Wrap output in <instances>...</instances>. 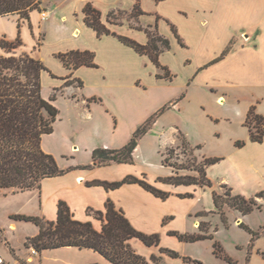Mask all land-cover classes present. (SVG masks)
Returning a JSON list of instances; mask_svg holds the SVG:
<instances>
[{"label": "crops", "instance_id": "1", "mask_svg": "<svg viewBox=\"0 0 264 264\" xmlns=\"http://www.w3.org/2000/svg\"><path fill=\"white\" fill-rule=\"evenodd\" d=\"M88 1L91 0H84L81 7L84 8ZM232 1L241 9L250 7L251 18L243 20L237 16L225 17L222 25L223 38L227 41L230 36L240 31L243 35V31L247 29H250L254 36H247L250 37L247 42L252 43L251 46L240 44L233 53L237 54L240 50L239 53H244V59L246 56L250 57L246 63L239 64L243 73H240V79L237 81L241 84L264 86V0ZM43 14L46 15V19H43ZM43 14L40 13L43 21L49 22L54 17L53 9H45ZM14 16L19 18L17 15L6 18ZM82 16L83 22L75 31L81 32L83 27L97 34L85 25L83 10ZM99 41L102 43L101 48L81 44L61 50V53L69 52L70 49L95 52L96 68L82 66L70 70L58 59L60 65L55 66L54 70L48 68L50 73L45 72L42 75L43 83L45 75L52 78L47 89L42 87V96L45 99L52 97L55 89H61L54 101L60 113L53 125V132L43 137L42 148L56 158L62 169L94 165L93 152L96 149L124 147L136 130L154 114L166 106L181 110L187 99L183 93L179 100H174L178 95L171 91L173 87L169 82L172 81L157 77L160 75L159 68L148 56L138 54L114 36H105ZM147 42L146 35V40L142 44L145 45ZM150 75L154 77L151 78ZM68 82L72 84L68 85ZM78 82H82V87ZM221 99L222 97L218 101ZM263 101V97L256 96L255 101L251 103V107L256 105L254 107L257 113L262 116ZM149 134L150 132L139 141L132 164L78 168L63 176L43 180L40 190L30 191L35 192L32 193L31 204L38 208L36 215L51 222L56 221L58 204L63 201L70 207L76 220L91 221L95 229L101 231L102 222L95 217V212H106V202L111 200L138 231L160 234V247L174 250L184 257L181 251L182 244L186 242H181L176 236L170 235V232L194 235L193 232L201 224L199 217L207 210L197 209V206L206 189L210 190L213 200V191L212 188L203 189L197 185L175 186L164 183L159 179L170 175L152 177L148 170H137L135 160ZM176 134L173 128L160 134L171 142L167 148L180 144L179 136L176 137ZM244 141V147L235 148L230 154L220 157L221 161L207 167L206 172L212 182L224 181L236 194L249 196L264 190V142H252L250 133ZM187 143L192 148L199 147V143L195 147ZM219 167L222 168L218 170ZM127 176L140 179L146 177L145 180L149 184L168 193L169 197L166 199L156 197L139 184H125L114 190H107L102 185H90L96 181L117 182ZM7 191L13 193L11 190ZM213 209H216L214 200ZM17 223L12 220L8 229H5L8 236L17 229ZM132 246L138 254L147 259L152 255H160V247H148L139 240H133ZM263 251L264 249L258 248L257 255L252 254L250 264H264V258L259 254ZM20 257L32 260L30 264H111L93 250L76 247L44 250L41 253L31 248ZM1 258L3 264H20L12 255L11 258ZM163 258L166 264H180L182 260L167 255H163Z\"/></svg>", "mask_w": 264, "mask_h": 264}, {"label": "rangeland", "instance_id": "2", "mask_svg": "<svg viewBox=\"0 0 264 264\" xmlns=\"http://www.w3.org/2000/svg\"><path fill=\"white\" fill-rule=\"evenodd\" d=\"M83 2L84 0H43L42 10L54 11V17L49 22L41 19L40 13L43 14V11H34L29 21L19 22V18L15 16L0 18V39L9 42L20 41V45L11 52L0 47V57H18L26 54L54 70L55 66L60 65L56 56L64 48H73L81 44L101 48L102 43L99 40L105 35L99 37L83 27L81 32L75 31L83 22L81 7ZM138 2L145 13L139 18V23L128 16L137 0L87 2L101 12L102 22L111 33L137 43L142 44L146 40L145 33L136 29L139 25L143 28L156 26L158 32L170 41V49L160 56L159 63L173 76L169 85L173 87L171 91L178 95L174 100H179L183 93L187 97L181 110L169 106L157 118L137 154L136 169L148 170L152 177L166 174L192 175L200 178L195 169L201 166L204 158L224 157L238 148L237 142H245L244 139L249 134L245 126V115L256 96L264 98L263 84L257 86L237 81L240 79V73H243L239 64L246 63L250 57L246 56L244 59V53H239L240 50L237 54L233 53L240 44L251 46L252 43L247 42L250 37L247 36L254 37L252 31L244 30L243 35L242 31L234 33L227 41L222 35L225 17L249 19L252 9L250 7L241 9L232 0ZM113 11L116 12V19L113 21L119 24L117 26L107 22L108 14ZM119 11L121 14L117 13ZM227 49L230 50L229 53L221 59ZM77 50L90 51L70 49ZM159 73V76L164 75L162 68H159ZM51 82L52 78L45 75L42 87L47 89ZM221 97L222 101H218ZM261 105L264 107V101ZM172 128L176 130V137L179 136L178 132H181L187 142L193 147L199 143V147L192 148L189 145L183 147L180 141L178 146L167 148L171 142L160 134ZM171 165L184 169L176 170ZM212 183L213 193L216 192L222 197L219 200L223 205L222 211L213 209L210 190L203 187L206 192L197 209H207L204 215L199 217L201 224H205V230L197 228L193 232L194 235L212 236V239L183 243L181 253L184 257L190 258L191 262L180 260V264H250L251 257L257 255L256 250L264 249V199H257L261 205L260 209L256 208L250 213L243 214L224 204L231 195L237 194L232 192L224 181ZM32 193L35 192L11 193L0 190L1 257L11 258L9 250L11 247L19 258L28 263L32 262L20 256L31 249L27 247V240L37 235L38 227L33 223L14 221L18 222L17 229L9 236L5 233V229H8L12 222V216L17 214L38 216L37 206L31 204ZM254 195L242 196L250 198ZM241 224L244 227H240ZM251 232L259 233L260 238L254 239ZM215 244L222 249L221 257L216 255Z\"/></svg>", "mask_w": 264, "mask_h": 264}, {"label": "trees", "instance_id": "3", "mask_svg": "<svg viewBox=\"0 0 264 264\" xmlns=\"http://www.w3.org/2000/svg\"><path fill=\"white\" fill-rule=\"evenodd\" d=\"M138 1L128 15L137 23H139V18L145 14ZM42 4L43 0H0V18L17 15L19 22L29 21L32 12L43 11ZM117 13L121 14L120 11ZM83 15L85 25L93 29L99 37L103 35L114 36L138 54L148 56L158 68H162L164 71L163 76L158 75L157 77L172 81L173 76L170 71L159 63L161 54L170 49V41L158 32L156 26L143 28L139 25L136 28L143 31L148 37L147 44L142 45L129 38L111 33L102 22L101 12L91 3L85 5ZM114 19H116V12L113 11L108 14L107 22L111 25H119L114 23ZM19 45V40L9 42L0 39V47L8 52L15 50ZM229 51L227 49L221 59L226 57ZM56 57L70 70H76L82 66L97 67L95 54L90 51H69L59 53ZM45 72L50 73L40 60H36L29 55L0 57V190H11L13 193L40 190L43 180L63 176L78 168L91 169L94 166L132 164L133 154L139 141L150 132L157 118L169 108V106H166L149 118L136 130L131 140L124 147L120 149H96L93 152L94 165L62 169L56 158L46 153L42 148L43 137L53 132V125L60 113L54 105V101L57 98V93L61 92V89H55L54 95L49 99L42 96V75ZM67 84L66 86H68ZM78 85L82 87L83 84L78 82ZM245 126L249 129L252 142H264V116L257 113L256 107L250 108ZM179 139L183 147L188 145L185 136L181 132H179ZM244 146L245 142L236 143L238 148ZM220 161V158L204 159L201 166L195 169L201 179L196 176L177 175L160 178L159 180L175 186L197 185L202 188H212L213 183L207 177L206 169ZM171 166L176 170L184 169V167H178L177 165ZM145 178L127 176L117 182L96 181L90 183V185H102L107 190H114L125 184H139L156 197L162 199L169 197L168 193L149 184ZM230 190L233 192L232 188ZM221 198L216 192L213 193L214 205L219 212L223 208V205L219 202ZM257 199H264V190L250 198L239 194L231 195L224 204L247 214L256 208H261ZM95 217L102 222L101 231L96 230L91 221L76 220L67 203L61 201L58 204L56 221L51 222L39 216L25 214L14 215L11 220L33 223L39 228V233L36 236L28 238L27 247L40 253L44 250L76 247L93 250L111 264H166L163 255L191 262L190 258L183 257L174 250L160 247V234H146L138 231L127 219L124 212L117 209L111 200L106 202V212L97 211ZM240 227H244V225L241 224ZM199 228L202 231L205 230V224L202 223ZM251 233L254 239L260 238L259 233ZM170 235L176 236L181 242L186 243L212 239V236L209 235H190L178 232H170ZM133 240H139L148 247H160V255H152L150 259L145 258L133 248ZM215 249L216 255L221 257V247L215 244ZM10 252L20 264H30L19 258L11 247ZM260 254L264 258V251Z\"/></svg>", "mask_w": 264, "mask_h": 264}, {"label": "built area", "instance_id": "4", "mask_svg": "<svg viewBox=\"0 0 264 264\" xmlns=\"http://www.w3.org/2000/svg\"><path fill=\"white\" fill-rule=\"evenodd\" d=\"M42 17H43V19H46V15H45V14H43ZM34 253H35V252H34ZM3 263H4V261H3V259L0 257V264H3Z\"/></svg>", "mask_w": 264, "mask_h": 264}]
</instances>
